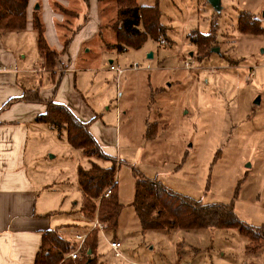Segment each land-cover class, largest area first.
<instances>
[{
  "label": "rangeland",
  "instance_id": "1",
  "mask_svg": "<svg viewBox=\"0 0 264 264\" xmlns=\"http://www.w3.org/2000/svg\"><path fill=\"white\" fill-rule=\"evenodd\" d=\"M80 1L70 0L69 8L85 10ZM155 1L159 22L167 29L160 43L147 37L138 48L107 50L116 41V2L103 0L99 36L80 51L78 65L85 66L76 71V91L94 108L98 124L109 129L99 141L107 152L117 150L115 182L123 206L117 229L105 232L108 241H119L120 256L99 237L97 264H264V246L246 252L248 240L235 229L143 231L132 207L135 168L158 172L172 180L178 194L203 205H231L252 228L264 225V0H219L218 10L207 0L138 4ZM241 12L259 22L255 34L237 30ZM35 33L21 32L7 42L28 63H36L37 73L20 75L19 83L34 82L33 90L52 98L67 93L73 82L59 57L53 68L42 65L41 71ZM191 33L200 34L191 37L196 40L213 35L210 50L218 52L202 55L187 40ZM109 61L125 70L118 80L104 70ZM144 121L150 123L146 131ZM33 135L31 167L49 183L38 194V208L49 198L52 229L74 241L72 234L85 232L91 222L80 212L77 168L89 169L91 162L107 167L109 162L88 159L70 147L65 131L58 136L43 124Z\"/></svg>",
  "mask_w": 264,
  "mask_h": 264
},
{
  "label": "trees",
  "instance_id": "2",
  "mask_svg": "<svg viewBox=\"0 0 264 264\" xmlns=\"http://www.w3.org/2000/svg\"><path fill=\"white\" fill-rule=\"evenodd\" d=\"M82 1L88 3L89 0ZM28 2L29 0H0V32H20L26 29ZM115 2L116 22L113 27L116 41L113 45H108L107 50L115 49L122 52L127 46L140 47L147 37L159 43L166 37L167 29L159 22L160 12L156 1L153 5L146 6H140L138 0ZM63 12L67 13L64 10ZM31 26L37 35V49L42 65L47 69L53 68L60 54L48 46L37 11L33 12ZM259 28H261L259 22L250 14L240 13L238 31L253 35ZM193 35L200 34H188L187 40L202 55L213 52L210 50L214 43L213 35H201L199 40L191 38ZM66 47L67 42L64 51ZM21 99L26 102H43L36 90L25 91ZM44 103L47 106L46 111L37 116V123L50 126L58 136L65 131L70 147L80 150L86 158L109 162L107 167H101L94 162H91L89 169L79 166L77 177L82 193L80 212L83 219L92 221L97 213L99 220L104 224L105 232H114L123 208L118 199L115 182L116 160L101 150L89 133L87 125L78 120L67 107L51 100ZM132 173L135 177L132 207L143 231L235 229L248 240L246 252L256 251L264 246V225L252 228L244 224L236 217L231 205H203L199 201L171 191L157 180L145 177L135 168H132ZM110 185H113L110 196L102 198L98 204L97 199ZM98 239L97 231H92L78 252L77 258L72 260L67 256L77 247V242L62 238L57 230L48 231L43 236L34 264H97Z\"/></svg>",
  "mask_w": 264,
  "mask_h": 264
},
{
  "label": "crops",
  "instance_id": "3",
  "mask_svg": "<svg viewBox=\"0 0 264 264\" xmlns=\"http://www.w3.org/2000/svg\"><path fill=\"white\" fill-rule=\"evenodd\" d=\"M73 1L76 2V0ZM70 3V0H29L26 29L20 32H0V264H34L44 234L54 230L48 211L50 210L49 198L46 200L44 198L41 201V209L38 208V194L49 187L47 177L36 175L31 167L34 161L32 131H36L39 125H43L37 123L36 118L45 113L47 106L44 102L51 100L67 107L78 120L87 125L89 133L100 148V138L109 131L104 124L103 126L98 124L94 108L85 102L75 87L76 71L83 70L85 66L78 65L82 64L79 61L83 60L80 58V51L95 36H99L104 18L101 14L102 6L98 0H89L87 5L81 2L85 10L79 8L71 10ZM62 10L73 12V18H67V14ZM33 11L38 12L48 46L60 54L59 59L64 67V75L70 73V79L73 82L71 90L59 96L55 93L53 98L47 91L38 90L39 98L43 102L22 101L24 92L35 89L36 84L32 82L21 85L18 78L22 74L37 73L35 72L36 63L29 62V64L25 54L18 55L12 50L13 47L7 46V42L12 39L16 41L21 32L34 31L31 26ZM69 35L70 41H67ZM34 39L37 47L36 33ZM66 42L67 47L64 51ZM112 42L115 41L112 40ZM65 61L68 62L67 67L63 63ZM111 64L116 65L113 61H109V66ZM40 67L43 71L41 62ZM104 70L110 72V75H116L115 80L123 75L118 76L110 71L109 67ZM149 124L148 121H144L143 130L146 131ZM114 133L116 135V131ZM101 150L114 158L118 164L117 150L111 149V153L105 148ZM140 173L149 179L157 180L171 191L179 193L173 190L172 180L168 181L167 177H162L158 172L154 175ZM78 189L81 193L79 184ZM90 226L91 222H89ZM57 232L59 234L60 231ZM79 233L82 232L76 231L72 235ZM110 241L119 242L117 239Z\"/></svg>",
  "mask_w": 264,
  "mask_h": 264
},
{
  "label": "built area",
  "instance_id": "4",
  "mask_svg": "<svg viewBox=\"0 0 264 264\" xmlns=\"http://www.w3.org/2000/svg\"><path fill=\"white\" fill-rule=\"evenodd\" d=\"M185 65L187 66V64H185ZM109 70L115 72L118 76L123 74V72L125 71L124 69H122L118 66L112 65V64L109 66ZM112 187H113V185H110L108 188H106L103 191V193L97 199L98 204L102 198H108L110 196ZM95 230L97 231L98 236L106 241V243L109 246V248L111 249V251L114 252V256L119 257L120 254H119L118 250L120 249L121 245L119 242L108 241L106 239L104 224L99 220L97 213H96V215H94L93 220L91 221V226L88 228V230H86L85 232L74 235V241L77 242V247L70 254H68L67 257L71 258L72 260H75L77 258V254L80 251V249L82 248L86 238L89 236V234L92 231H95Z\"/></svg>",
  "mask_w": 264,
  "mask_h": 264
},
{
  "label": "water",
  "instance_id": "5",
  "mask_svg": "<svg viewBox=\"0 0 264 264\" xmlns=\"http://www.w3.org/2000/svg\"><path fill=\"white\" fill-rule=\"evenodd\" d=\"M209 2V4L216 10L219 9V5H220V2L219 0H207ZM37 9V8H36ZM213 52L217 53L218 51L217 50H212ZM254 104H259V98H256L255 101H254ZM90 253V252H89Z\"/></svg>",
  "mask_w": 264,
  "mask_h": 264
}]
</instances>
